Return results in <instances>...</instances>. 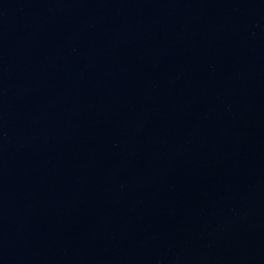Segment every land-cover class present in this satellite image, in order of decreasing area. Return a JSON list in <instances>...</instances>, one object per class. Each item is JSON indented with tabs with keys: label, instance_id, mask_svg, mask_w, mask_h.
Instances as JSON below:
<instances>
[{
	"label": "water",
	"instance_id": "water-1",
	"mask_svg": "<svg viewBox=\"0 0 264 264\" xmlns=\"http://www.w3.org/2000/svg\"><path fill=\"white\" fill-rule=\"evenodd\" d=\"M0 264H264V0H0Z\"/></svg>",
	"mask_w": 264,
	"mask_h": 264
}]
</instances>
